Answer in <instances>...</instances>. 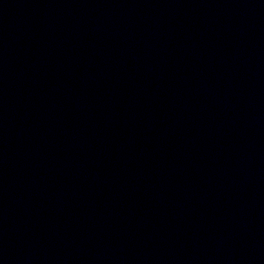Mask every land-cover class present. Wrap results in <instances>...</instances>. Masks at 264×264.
<instances>
[{
  "label": "water",
  "instance_id": "water-1",
  "mask_svg": "<svg viewBox=\"0 0 264 264\" xmlns=\"http://www.w3.org/2000/svg\"><path fill=\"white\" fill-rule=\"evenodd\" d=\"M0 264H264V0H0Z\"/></svg>",
  "mask_w": 264,
  "mask_h": 264
}]
</instances>
